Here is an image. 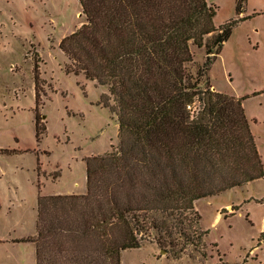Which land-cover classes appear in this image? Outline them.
Masks as SVG:
<instances>
[{
  "label": "trees",
  "instance_id": "16d2710c",
  "mask_svg": "<svg viewBox=\"0 0 264 264\" xmlns=\"http://www.w3.org/2000/svg\"><path fill=\"white\" fill-rule=\"evenodd\" d=\"M79 1L86 23L60 47L68 71L108 88L120 141L87 158L86 194L39 198L36 264H121L147 242L205 256L195 203L264 177L243 99L208 78L248 0L220 27L207 0ZM192 46L206 54L196 75Z\"/></svg>",
  "mask_w": 264,
  "mask_h": 264
},
{
  "label": "rangeland",
  "instance_id": "374dc122",
  "mask_svg": "<svg viewBox=\"0 0 264 264\" xmlns=\"http://www.w3.org/2000/svg\"><path fill=\"white\" fill-rule=\"evenodd\" d=\"M207 2L216 27L237 17L236 0ZM246 9L208 78L211 90L243 99L264 165V0ZM84 23L79 0H0V264H36L39 198L86 194L87 158L119 145L118 117L102 103L108 88L68 71L60 47ZM192 51L196 75L206 54ZM195 207L205 256L189 247L175 258L147 242L121 264H264V177Z\"/></svg>",
  "mask_w": 264,
  "mask_h": 264
},
{
  "label": "crops",
  "instance_id": "0c3cea01",
  "mask_svg": "<svg viewBox=\"0 0 264 264\" xmlns=\"http://www.w3.org/2000/svg\"><path fill=\"white\" fill-rule=\"evenodd\" d=\"M64 195V194H63Z\"/></svg>",
  "mask_w": 264,
  "mask_h": 264
}]
</instances>
